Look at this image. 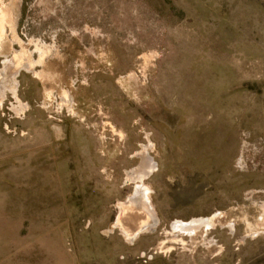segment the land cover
I'll use <instances>...</instances> for the list:
<instances>
[{
	"label": "rangeland",
	"instance_id": "374dc122",
	"mask_svg": "<svg viewBox=\"0 0 264 264\" xmlns=\"http://www.w3.org/2000/svg\"><path fill=\"white\" fill-rule=\"evenodd\" d=\"M0 2V66L30 65L0 108V264H264V0ZM143 148L157 226L128 241Z\"/></svg>",
	"mask_w": 264,
	"mask_h": 264
},
{
	"label": "bare ground",
	"instance_id": "6f19581e",
	"mask_svg": "<svg viewBox=\"0 0 264 264\" xmlns=\"http://www.w3.org/2000/svg\"><path fill=\"white\" fill-rule=\"evenodd\" d=\"M7 15V6L0 2V47L3 42V19L4 17H7ZM22 69L28 71L30 65L27 63L21 65L14 57L5 59L2 62L0 66V108L7 94H11L15 97L17 88L16 78ZM139 155L148 163V165L143 169L137 168L126 173V181L134 184L133 192L129 197H126L125 200L117 204L118 215L113 224L114 227L119 228L120 232L128 241H133L141 232H152L157 226V221L151 210L149 200L150 192L143 183V180L154 172L155 167L151 159L147 157L145 148L142 149V152ZM131 218L133 223L130 222L131 224L127 227V225L124 224V220L128 219L130 221ZM143 218L144 221H142ZM210 225L211 223L209 219L202 218L192 219L189 222L176 221L171 224V236L173 240H175V237L173 236L174 233L191 236L201 227L207 229Z\"/></svg>",
	"mask_w": 264,
	"mask_h": 264
}]
</instances>
